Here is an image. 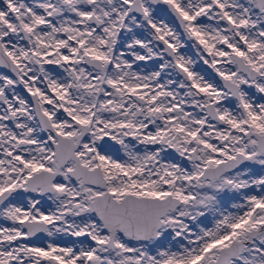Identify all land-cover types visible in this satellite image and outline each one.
<instances>
[{"label": "snow or ice", "instance_id": "obj_1", "mask_svg": "<svg viewBox=\"0 0 264 264\" xmlns=\"http://www.w3.org/2000/svg\"><path fill=\"white\" fill-rule=\"evenodd\" d=\"M0 69V264H264V0H0Z\"/></svg>", "mask_w": 264, "mask_h": 264}, {"label": "rangeland", "instance_id": "obj_2", "mask_svg": "<svg viewBox=\"0 0 264 264\" xmlns=\"http://www.w3.org/2000/svg\"><path fill=\"white\" fill-rule=\"evenodd\" d=\"M29 2H31V0H29ZM163 19H165L170 25H172L171 22H170L171 18L168 15H164L163 16ZM204 22L211 23V22H208L206 20H204ZM181 51L182 52H185L186 51L187 54L190 55V56L191 55H194V52H195V50L194 49H191L190 47L187 48V49H181ZM141 63L143 64V62H141ZM148 64H149V66H151L152 65V62L149 61ZM205 70L207 71L206 66H203L202 64H197V71H205ZM57 71H59V70H57ZM120 155L123 156V153H120ZM236 203H239V201H236ZM229 210H234V209H231V205H229ZM3 223H4L3 221H0V224H3ZM206 223H207V226L208 227H212L213 226V223L211 221V218H209V220ZM75 239L76 238H67L66 237V238H63V240H61L60 238H57V242L58 243H63L65 240H75ZM80 239H86V238H80ZM46 240H47V238H45L43 236L41 237V244H42V246L45 244Z\"/></svg>", "mask_w": 264, "mask_h": 264}, {"label": "flooded vegetation", "instance_id": "obj_3", "mask_svg": "<svg viewBox=\"0 0 264 264\" xmlns=\"http://www.w3.org/2000/svg\"><path fill=\"white\" fill-rule=\"evenodd\" d=\"M168 16L171 18V20H170V22H171V24L173 25V27H177V30H179V28H178V22L177 21H175V19L174 18H172L171 16H170V14H168ZM49 67H51V66H49ZM207 71H211L210 69H207ZM4 72H8V70L7 69H0V73H4ZM218 79V78H217ZM22 95H26V93H21Z\"/></svg>", "mask_w": 264, "mask_h": 264}, {"label": "water", "instance_id": "obj_4", "mask_svg": "<svg viewBox=\"0 0 264 264\" xmlns=\"http://www.w3.org/2000/svg\"><path fill=\"white\" fill-rule=\"evenodd\" d=\"M178 22V21H177ZM41 237H42V235H41Z\"/></svg>", "mask_w": 264, "mask_h": 264}, {"label": "bare ground", "instance_id": "obj_5", "mask_svg": "<svg viewBox=\"0 0 264 264\" xmlns=\"http://www.w3.org/2000/svg\"><path fill=\"white\" fill-rule=\"evenodd\" d=\"M234 211V210H233Z\"/></svg>", "mask_w": 264, "mask_h": 264}]
</instances>
